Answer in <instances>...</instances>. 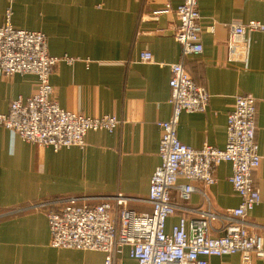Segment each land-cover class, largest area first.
I'll return each instance as SVG.
<instances>
[{
	"label": "crops",
	"instance_id": "obj_1",
	"mask_svg": "<svg viewBox=\"0 0 264 264\" xmlns=\"http://www.w3.org/2000/svg\"><path fill=\"white\" fill-rule=\"evenodd\" d=\"M182 1L0 0V24L11 10L16 28L47 35L51 55L77 58L54 68L51 83L57 103L84 115H115L121 121L113 133L91 130L84 146L58 150L25 141L0 126V264L103 262L99 251L51 246L45 210L31 208L39 202L70 196L93 197L96 202L123 194L130 198L131 209L150 212V181L161 162L158 122L172 113L170 65L177 62H183L195 82L210 93L204 112L180 116L178 137L187 145L224 148L227 115L236 96L257 99L261 162L254 179L261 201L247 221L264 239V33L248 35L244 49L228 48V25L264 20V0H200L203 52L186 56L175 39L176 8ZM144 51L152 53L151 61L141 60ZM38 84L33 74L7 76L0 71V113L9 110L12 100L33 95ZM231 174V164L220 163L214 171L216 182L206 188L212 207L221 212L240 203ZM174 200L186 208L168 218V231L183 217L197 218L191 209L205 203L200 192L187 202L177 194ZM207 261L242 264L240 254L211 256ZM252 264H264V258L254 256Z\"/></svg>",
	"mask_w": 264,
	"mask_h": 264
},
{
	"label": "built area",
	"instance_id": "obj_2",
	"mask_svg": "<svg viewBox=\"0 0 264 264\" xmlns=\"http://www.w3.org/2000/svg\"><path fill=\"white\" fill-rule=\"evenodd\" d=\"M199 2L183 0L176 8L179 23L175 39L183 56L203 52ZM228 29V48L244 49L248 35L264 33V20L229 24ZM140 58L151 61L153 55L144 51ZM76 60L69 55H51L47 35L16 28L8 10L0 24V71L7 76L33 74L39 84L33 95L11 101L9 110L0 113V126L25 141L55 150L84 146L91 130L113 133L121 123L117 116H88L57 103L51 83L54 68L61 62L72 64ZM170 69L172 113L169 119L158 122L162 130L161 162L150 181V212L131 209L130 198L123 194L96 202L95 198L84 196L39 202L31 208L45 210L51 246L102 252L101 264H119L124 251L136 264H208L211 256L230 254H240L242 264H252L254 256L264 258V239L250 229L247 221L249 212L261 201L254 179L261 162L256 140L257 99L250 94L236 96L235 106L227 115L224 148L209 144L194 148L178 137L180 116L183 112H204L210 93L195 82L183 62L172 63ZM225 161L232 166L229 181L239 194L240 203L221 212L212 207L206 188L216 182L215 168ZM194 192H200L205 202L200 208L191 209L197 218L188 221L183 217L168 231V218L186 208L179 206L174 195L187 202ZM217 221L218 227L214 225Z\"/></svg>",
	"mask_w": 264,
	"mask_h": 264
},
{
	"label": "rangeland",
	"instance_id": "obj_3",
	"mask_svg": "<svg viewBox=\"0 0 264 264\" xmlns=\"http://www.w3.org/2000/svg\"><path fill=\"white\" fill-rule=\"evenodd\" d=\"M126 256H127L126 252L124 251L122 253V258H119V260H118L119 264H131V261H129Z\"/></svg>",
	"mask_w": 264,
	"mask_h": 264
}]
</instances>
